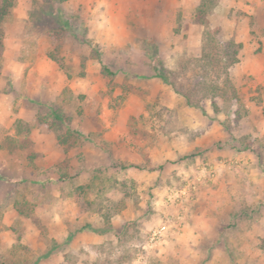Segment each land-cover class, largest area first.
I'll return each instance as SVG.
<instances>
[{"label": "clouds", "instance_id": "obj_1", "mask_svg": "<svg viewBox=\"0 0 264 264\" xmlns=\"http://www.w3.org/2000/svg\"><path fill=\"white\" fill-rule=\"evenodd\" d=\"M0 264H264V0H0Z\"/></svg>", "mask_w": 264, "mask_h": 264}]
</instances>
